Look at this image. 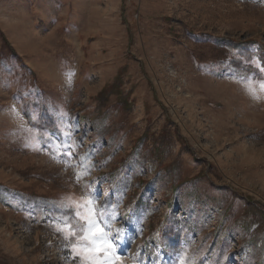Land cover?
I'll list each match as a JSON object with an SVG mask.
<instances>
[{
	"label": "rangeland",
	"instance_id": "374dc122",
	"mask_svg": "<svg viewBox=\"0 0 264 264\" xmlns=\"http://www.w3.org/2000/svg\"><path fill=\"white\" fill-rule=\"evenodd\" d=\"M259 68L264 0H0V264H80L67 196L124 264H264Z\"/></svg>",
	"mask_w": 264,
	"mask_h": 264
},
{
	"label": "snow or ice",
	"instance_id": "6c2138e0",
	"mask_svg": "<svg viewBox=\"0 0 264 264\" xmlns=\"http://www.w3.org/2000/svg\"><path fill=\"white\" fill-rule=\"evenodd\" d=\"M258 71L261 76L256 83L259 85L260 93L264 94V68H259ZM244 79L249 80L248 91L255 99L264 98V95L257 94V88L253 86L250 78ZM62 147L70 149L72 145L65 143ZM64 155L71 158L73 153L65 151ZM71 166L77 167V165ZM87 174L86 168L83 172H76V183L79 184ZM83 187L91 192L90 184H85ZM92 195L95 196V193ZM56 205L65 210L64 215L58 217L64 226L56 225V230L63 234L66 241H69L65 246L70 248V259H78L80 264H124L117 254V249L121 248L126 252L133 236L125 228L113 229L112 221L116 216L113 211H109L112 207L110 204L105 202L97 206L96 199L84 197L73 199L72 196H67L64 200L56 202ZM69 214L71 223H69Z\"/></svg>",
	"mask_w": 264,
	"mask_h": 264
},
{
	"label": "trees",
	"instance_id": "16d2710c",
	"mask_svg": "<svg viewBox=\"0 0 264 264\" xmlns=\"http://www.w3.org/2000/svg\"><path fill=\"white\" fill-rule=\"evenodd\" d=\"M38 124V126H40V124L39 123H37ZM165 251H167L168 252V249H166ZM186 253V252H185Z\"/></svg>",
	"mask_w": 264,
	"mask_h": 264
}]
</instances>
